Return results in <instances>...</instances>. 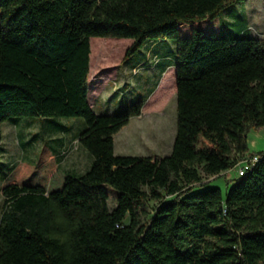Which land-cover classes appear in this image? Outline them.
I'll use <instances>...</instances> for the list:
<instances>
[{
    "label": "trees",
    "instance_id": "obj_1",
    "mask_svg": "<svg viewBox=\"0 0 264 264\" xmlns=\"http://www.w3.org/2000/svg\"><path fill=\"white\" fill-rule=\"evenodd\" d=\"M239 1L0 0V162L1 124L14 116L82 117L78 142L92 155L71 172L44 142L33 163L0 170V264H264V151L246 145L264 126V36L219 32ZM91 37L130 38L122 61L147 39L176 40L169 154L114 153L144 101L91 108ZM246 153L258 160L225 193L196 189Z\"/></svg>",
    "mask_w": 264,
    "mask_h": 264
},
{
    "label": "rangeland",
    "instance_id": "obj_2",
    "mask_svg": "<svg viewBox=\"0 0 264 264\" xmlns=\"http://www.w3.org/2000/svg\"><path fill=\"white\" fill-rule=\"evenodd\" d=\"M238 31H245L246 36L264 35V0H241L220 12V34L233 35ZM100 38L104 37L90 38L89 102L96 113H116L131 103L145 102L155 87L162 86L152 94L146 109L132 116L116 135L114 153L169 154L176 131V92L171 70L177 61L176 40L147 39L137 52L122 62L130 38ZM84 127V119L79 116L7 118L1 124V175L4 176L13 164L36 161L44 142L51 146L61 168L75 173L86 171L92 155L78 142ZM246 145L249 153L264 151V126L247 130ZM236 177V168L223 171L216 177L202 173V180L209 181L196 189L217 186L225 193ZM2 202L0 196V215ZM153 204L155 200H150L139 208L142 220L152 214ZM114 205L112 200L108 201L110 209Z\"/></svg>",
    "mask_w": 264,
    "mask_h": 264
},
{
    "label": "built area",
    "instance_id": "obj_3",
    "mask_svg": "<svg viewBox=\"0 0 264 264\" xmlns=\"http://www.w3.org/2000/svg\"><path fill=\"white\" fill-rule=\"evenodd\" d=\"M258 160L257 154H243L242 156L238 157L235 165L233 168L237 169V174L242 175L246 171L251 170L253 168L255 162Z\"/></svg>",
    "mask_w": 264,
    "mask_h": 264
},
{
    "label": "crops",
    "instance_id": "obj_4",
    "mask_svg": "<svg viewBox=\"0 0 264 264\" xmlns=\"http://www.w3.org/2000/svg\"><path fill=\"white\" fill-rule=\"evenodd\" d=\"M264 36V35H263ZM263 36H261V37H263ZM100 39H107V38H100ZM158 41V40H157ZM131 42V39L128 41V45H129V43ZM90 55H91V52H90ZM167 58V57H166ZM91 59V58H90ZM123 62V61H122ZM121 62V63H122ZM158 63H160V61L158 62ZM153 65H154V63H153ZM153 65H151V66H153ZM135 70V69H134ZM172 70V73L174 74V68L173 69H171ZM88 77H89V74H88ZM162 78V77H161ZM161 78H160V80H161ZM159 83H160V81H158V83H157V86L159 85ZM88 84H89V81H88ZM162 87V86H161ZM161 87H159L158 89H156V87H155V89L152 91V93L149 95V97L146 99V101L144 102V104H143V107H142V112H143V110H145L146 109V104L148 105V103H149V101H151V97L153 96L152 94H154L157 90H160V88ZM89 93H90V87H88V99H89ZM99 94H97V96H98ZM96 96V97H97ZM90 103V102H89ZM90 106H91V108L93 109V107H92V105H91V103H90ZM97 113H99V112H97ZM128 124V123H127ZM126 126V125H125ZM121 129H123V126L116 132V133H114V135H113V148H114V144H115V139H116V135L118 134V133H121L120 132V130ZM144 133H146V131L144 132ZM147 134V133H146ZM138 155H142V154H138ZM144 155H150V154H144ZM150 156H152V157H158L157 155H150Z\"/></svg>",
    "mask_w": 264,
    "mask_h": 264
}]
</instances>
